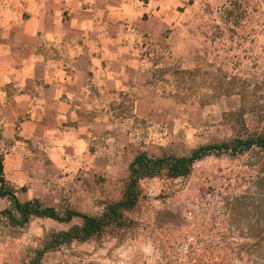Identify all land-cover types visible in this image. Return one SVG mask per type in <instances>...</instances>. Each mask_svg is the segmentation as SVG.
Segmentation results:
<instances>
[{
	"label": "rangeland",
	"instance_id": "obj_1",
	"mask_svg": "<svg viewBox=\"0 0 264 264\" xmlns=\"http://www.w3.org/2000/svg\"><path fill=\"white\" fill-rule=\"evenodd\" d=\"M186 23L182 57L166 52L157 64L149 110L117 116L135 120L124 168L142 151L153 159L183 157L264 130V0H197ZM129 175L117 182L97 176L99 186L121 183L104 198L85 195L81 185L38 200L60 212L101 216L106 203L122 198ZM140 186L136 207L121 223L46 253L42 264H264V149L210 155L187 177L164 173ZM9 206L0 198V264H28L54 233L83 223L33 218L16 227L1 215ZM190 238L196 253L187 257L180 245Z\"/></svg>",
	"mask_w": 264,
	"mask_h": 264
},
{
	"label": "crops",
	"instance_id": "obj_2",
	"mask_svg": "<svg viewBox=\"0 0 264 264\" xmlns=\"http://www.w3.org/2000/svg\"><path fill=\"white\" fill-rule=\"evenodd\" d=\"M196 6L197 0H0V155L21 202L81 185L85 195L104 198L120 187L95 181L126 179L135 158L119 164L134 143V119L117 116L149 110L157 64L166 52L182 57L180 32Z\"/></svg>",
	"mask_w": 264,
	"mask_h": 264
},
{
	"label": "trees",
	"instance_id": "obj_3",
	"mask_svg": "<svg viewBox=\"0 0 264 264\" xmlns=\"http://www.w3.org/2000/svg\"><path fill=\"white\" fill-rule=\"evenodd\" d=\"M254 147L264 149V130L235 138L230 142L205 145L183 157L165 154L159 159H153L146 151H142L129 166L130 175L122 198L116 202L106 203L101 216H90L70 209L60 212L55 208L45 207L38 199L22 203L17 197V192L6 181L4 157L0 155V198L7 199L10 203L1 215L7 217L11 225L21 228L29 224L33 218H46L66 224L71 223L74 218L82 219L81 226H73L68 231L54 233L51 240L43 249L37 250L34 259L28 263L42 264L46 253L58 250L62 246H70L76 241L85 243L99 238L107 226L121 223L124 213L133 210L140 199L141 180L154 178L164 173L170 178L187 177L197 161L210 155L226 152L237 155L248 152Z\"/></svg>",
	"mask_w": 264,
	"mask_h": 264
},
{
	"label": "built area",
	"instance_id": "obj_4",
	"mask_svg": "<svg viewBox=\"0 0 264 264\" xmlns=\"http://www.w3.org/2000/svg\"><path fill=\"white\" fill-rule=\"evenodd\" d=\"M194 239L190 238L187 242H183L180 245V253H183L185 256H192L193 253H196V249L194 248Z\"/></svg>",
	"mask_w": 264,
	"mask_h": 264
}]
</instances>
